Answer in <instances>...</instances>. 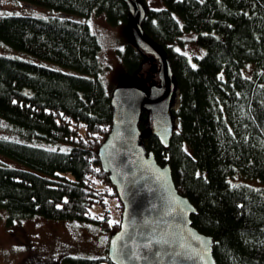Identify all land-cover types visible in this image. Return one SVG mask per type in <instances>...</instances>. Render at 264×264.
Returning <instances> with one entry per match:
<instances>
[{"label": "trees", "instance_id": "16d2710c", "mask_svg": "<svg viewBox=\"0 0 264 264\" xmlns=\"http://www.w3.org/2000/svg\"><path fill=\"white\" fill-rule=\"evenodd\" d=\"M24 1L53 13L0 15V40L74 71L0 54V118L14 134L0 137V156L29 166L0 162V207L9 222L41 215L90 222L111 234L122 204L97 155L112 120L107 64L84 17L103 14L110 25L127 24L128 7L123 0ZM160 3L146 7L142 27L167 51L178 125L164 147L143 133V111L142 142L170 165L179 192L196 207L192 223L213 236L217 264H264V187L232 179L264 182V0ZM185 31L197 32L204 52L188 55L174 46ZM117 51L134 75L144 53L131 41ZM63 260L112 264L107 256Z\"/></svg>", "mask_w": 264, "mask_h": 264}, {"label": "water", "instance_id": "95a60500", "mask_svg": "<svg viewBox=\"0 0 264 264\" xmlns=\"http://www.w3.org/2000/svg\"><path fill=\"white\" fill-rule=\"evenodd\" d=\"M123 1L129 11L131 42L156 59L159 83L148 89L118 85L109 94L111 127L97 155L115 186L122 211L106 256L112 264H217L213 236L192 223L196 207L179 192L170 165L159 163L142 142L139 123L146 111L149 132L164 147L169 145L175 130L171 101L177 85L165 47L142 27L146 8L140 0Z\"/></svg>", "mask_w": 264, "mask_h": 264}, {"label": "rangeland", "instance_id": "374dc122", "mask_svg": "<svg viewBox=\"0 0 264 264\" xmlns=\"http://www.w3.org/2000/svg\"><path fill=\"white\" fill-rule=\"evenodd\" d=\"M143 6L161 5L160 0H140ZM51 8L30 4L24 0H0V15L29 14L46 17L53 12ZM84 19L91 30L98 36L101 43V58L107 64L103 73L106 91L111 93L118 85H137L148 89L151 84H158V63L156 59L144 53L140 68L134 75L126 73L124 64L117 51L127 41H132L129 23L110 25L103 14H91ZM189 32V31H185ZM197 32L190 31L182 35V42L174 46L188 55L201 54L205 48L197 42ZM0 54L42 63L66 71H74L52 61L38 58L32 54L16 49L0 40ZM195 63L196 60L189 56ZM251 64V62L249 63ZM179 101L177 90L172 97L171 105L176 106ZM144 132H149L150 116L146 113ZM174 129L178 123L173 118ZM14 135V134H13ZM9 132L7 122L0 118V137L13 138ZM50 146L56 147L55 144ZM0 162L10 166L24 167L21 161L1 154ZM234 181H241L254 187H264L257 177L236 174ZM230 178V181L233 182ZM110 237L109 231L93 223L71 220L51 219L41 215L7 221L6 210L0 207V264H67L63 260L66 256L100 257L106 256Z\"/></svg>", "mask_w": 264, "mask_h": 264}, {"label": "snow or ice", "instance_id": "6c2138e0", "mask_svg": "<svg viewBox=\"0 0 264 264\" xmlns=\"http://www.w3.org/2000/svg\"><path fill=\"white\" fill-rule=\"evenodd\" d=\"M150 245H145V247H149ZM155 255L159 258L160 257V252L158 251L157 253H155ZM176 255H180L179 253H177Z\"/></svg>", "mask_w": 264, "mask_h": 264}]
</instances>
